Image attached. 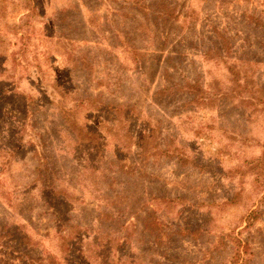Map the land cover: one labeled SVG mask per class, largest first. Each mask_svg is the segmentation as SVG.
<instances>
[{
	"label": "rangeland",
	"instance_id": "obj_1",
	"mask_svg": "<svg viewBox=\"0 0 264 264\" xmlns=\"http://www.w3.org/2000/svg\"><path fill=\"white\" fill-rule=\"evenodd\" d=\"M263 146L264 0H0V264H264Z\"/></svg>",
	"mask_w": 264,
	"mask_h": 264
},
{
	"label": "trees",
	"instance_id": "obj_2",
	"mask_svg": "<svg viewBox=\"0 0 264 264\" xmlns=\"http://www.w3.org/2000/svg\"><path fill=\"white\" fill-rule=\"evenodd\" d=\"M263 149H264V146H263ZM263 162H264V156H263L259 161H257V166L262 165ZM41 165L43 166L42 162H41ZM256 168H257V167H256ZM38 173H39V174H42L41 169L38 170ZM257 176H258V173H257ZM59 191H60V190H57V189H55V188H51V190H50L51 202L57 200L58 192H59ZM263 203H264V201H263ZM50 204H51V203H49V205H50ZM53 204H54V203L51 204V207H53ZM255 214H256V212H251V213L249 214V217H250V216H255ZM247 225H248V224H247ZM64 239H65L64 236H61V237H60V240H61L62 242H63ZM61 245H62V244H61ZM60 247H62V246H60Z\"/></svg>",
	"mask_w": 264,
	"mask_h": 264
}]
</instances>
